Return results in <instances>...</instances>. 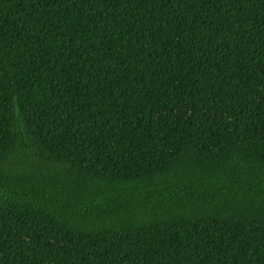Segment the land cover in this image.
Returning <instances> with one entry per match:
<instances>
[{
    "label": "trees",
    "instance_id": "obj_1",
    "mask_svg": "<svg viewBox=\"0 0 264 264\" xmlns=\"http://www.w3.org/2000/svg\"><path fill=\"white\" fill-rule=\"evenodd\" d=\"M0 264H264V0H0Z\"/></svg>",
    "mask_w": 264,
    "mask_h": 264
}]
</instances>
